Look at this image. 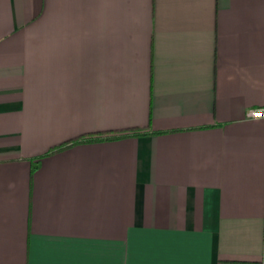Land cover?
Wrapping results in <instances>:
<instances>
[{
    "label": "crops",
    "instance_id": "obj_1",
    "mask_svg": "<svg viewBox=\"0 0 264 264\" xmlns=\"http://www.w3.org/2000/svg\"><path fill=\"white\" fill-rule=\"evenodd\" d=\"M256 107L264 0H0V264H264Z\"/></svg>",
    "mask_w": 264,
    "mask_h": 264
},
{
    "label": "trees",
    "instance_id": "obj_2",
    "mask_svg": "<svg viewBox=\"0 0 264 264\" xmlns=\"http://www.w3.org/2000/svg\"><path fill=\"white\" fill-rule=\"evenodd\" d=\"M147 133H154V131L149 129H143V128H130L122 131H105V132H89V133H83L69 141H85V140H92V139H111L116 138L119 136H125V135H142ZM67 142H64L66 144ZM63 143L60 144L58 147H61L64 145Z\"/></svg>",
    "mask_w": 264,
    "mask_h": 264
},
{
    "label": "built area",
    "instance_id": "obj_3",
    "mask_svg": "<svg viewBox=\"0 0 264 264\" xmlns=\"http://www.w3.org/2000/svg\"><path fill=\"white\" fill-rule=\"evenodd\" d=\"M257 113H260V115L257 116ZM247 115L250 117H262L264 116V107L250 108L247 110Z\"/></svg>",
    "mask_w": 264,
    "mask_h": 264
},
{
    "label": "snow or ice",
    "instance_id": "obj_4",
    "mask_svg": "<svg viewBox=\"0 0 264 264\" xmlns=\"http://www.w3.org/2000/svg\"><path fill=\"white\" fill-rule=\"evenodd\" d=\"M260 115V113H257V116H259ZM203 264H208V262H203Z\"/></svg>",
    "mask_w": 264,
    "mask_h": 264
}]
</instances>
